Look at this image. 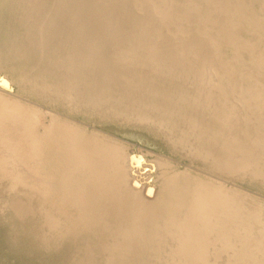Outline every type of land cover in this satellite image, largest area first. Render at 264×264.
<instances>
[{"label": "rangeland", "instance_id": "374dc122", "mask_svg": "<svg viewBox=\"0 0 264 264\" xmlns=\"http://www.w3.org/2000/svg\"><path fill=\"white\" fill-rule=\"evenodd\" d=\"M48 1L0 0V264H264V0Z\"/></svg>", "mask_w": 264, "mask_h": 264}, {"label": "bare ground", "instance_id": "6f19581e", "mask_svg": "<svg viewBox=\"0 0 264 264\" xmlns=\"http://www.w3.org/2000/svg\"><path fill=\"white\" fill-rule=\"evenodd\" d=\"M50 1H51V0H50ZM50 1H48V2L50 3ZM69 1H70V0H69ZM69 1L67 0V3H68ZM59 2H60V0H59ZM61 2H62V0H61ZM171 2H172V1H171ZM62 3H63V2H62ZM67 3H66V4H67ZM44 4H45V3H44ZM66 4H65V5H66ZM71 4H73V3L71 2ZM150 4H151V2H150ZM152 4H153V6H154V3H152ZM192 4H193V3H192ZM40 5H41V4H40ZM58 5H59V4H58ZM58 5H57V6H58ZM60 5H61V4H60ZM62 5H63V4H62ZM69 5H70V4H69ZM221 5H222V4H221ZM47 6H48V5H47ZM54 6H55V5H54ZM66 6H67V5H66ZM223 6H224V4H223ZM151 7H152V5H151ZM155 7H156V6H155ZM155 7H154V8H155ZM214 7H215V6H214ZM218 7H219V6H218ZM224 7H225V6H224ZM158 8H159V7H157V10H160V8H159V9H158ZM190 8H191V7H190ZM227 8H228V7H227ZM214 9H215V8H214ZM225 9H226V8H225ZM155 10H156V9H155ZM196 10H197V9H196ZM161 11H162V10H161ZM230 11H231V10H230ZM239 11H240V10H239ZM138 12H139V11H138ZM157 12H158V11H157ZM163 12H164V11H163ZM163 12H162V13H161V12H158V13L163 14ZM196 12H197V11H196ZM224 12H225V11H224ZM32 13H33V12H32ZM152 13H155V17L161 15V14H160V15L157 14V13L154 12V11H153ZM165 13H166V12H165ZM165 13H164V14H165ZM229 13H233V12H229ZM166 14H167V13H166ZM219 14H220V13H219ZM234 14H235V13H234ZM256 14H257V13H256ZM168 15H169V14H168ZM161 16L164 17V16H166V15H161ZM161 16H160V17H161ZM169 16H170V15H169ZM51 17H52V16H51ZM51 17H50V18H51ZM50 18H49V19H50ZM156 18H157V17H156ZM168 18H169V17H168ZM195 18H196V17H195ZM205 18H206V17H205ZM233 18H234V17H233ZM52 19H53V18H51L50 20H52ZM157 19L160 20V18H157ZM162 19H165V18H162ZM162 19H161V20H162ZM239 19H241V17H240ZM201 20H202V19H201ZM52 21H55V19H53ZM56 21H57V19H56ZM206 21H207V20H206ZM231 21H232V20H230V22H231ZM47 22H48V20H47ZM162 22H163V21H162ZM204 22H205V21H204ZM204 22H203V23H204ZM234 22H235V21H234ZM165 24H167V23H165ZM231 24H232V23H231ZM234 24H235V23H234ZM50 25H51V24H50ZM203 26H204V25H203ZM203 26H202V27H203ZM50 27H52V26H50ZM53 27H54V26H53ZM56 27H57V26H56ZM29 28H30V27L26 28L27 31H28ZM58 28H59V27H58ZM204 28H205V27H204ZM26 29H25V30H26ZM37 29H38V28H37ZM50 29L52 30V28H50ZM58 30H60V29H58ZM202 30H203V29H202ZM52 31H54V30H52ZM56 31H57V29H56ZM50 32H51V31H50ZM50 32H49V33H50ZM54 32H55V31H54ZM157 32H158V31H157ZM57 33H58V32H57ZM55 34H56V32H55ZM261 34H262V33H261ZM58 35H59V34H58ZM148 35H149V34H148ZM228 35H229V34H228ZM63 36H66V35H63ZM51 37H52V36H51ZM185 37H186V36H185ZM258 37H259V36H258ZM208 38H209V37H208ZM262 38H263V37H262ZM18 39H19V38H18ZM48 39H49V38H48ZM51 39H52V38H51ZM12 40H13V39H12ZM14 41H15V40H14ZM234 41H235V40H234ZM14 44H15V43H14ZM17 45H18V44H17ZM209 45H210V44H209ZM218 45H219V44H218ZM233 45H234V44H233ZM211 47H212V46H211ZM236 47H237V46H236ZM252 49H253V48H252ZM123 50H124V49H123ZM215 50H216V49H215ZM111 51H112V50H111ZM125 51H126V50H125ZM125 51H124V52H125ZM40 52H41V51H40ZM248 52H249V51H248ZM257 54H259V53H257ZM10 55H11V54H10ZM13 55H14V54H13ZM33 55H34V54H33ZM37 55H38V54H37ZM123 55H124V53H123ZM235 55H236V54H235ZM255 55H256V54H255ZM11 56H12V55H11ZM259 56H260V54H259ZM35 57H36V56H35ZM135 57H136V56H135ZM256 58H257V57H256ZM91 59H92V58H91ZM260 59H261V58H258V60H255V63H257L256 61H259ZM136 60H137V59H136ZM261 60H262V59H261ZM31 62H32V60H31ZM35 62H36V61H35ZM71 62H72V60H71ZM1 63H2V62H1ZM258 63H260V65H262V64H261V61L258 62ZM33 64H35V63H33ZM12 65H13V64H12ZM15 65H16V64H15ZM37 65H38V64H37ZM220 66H221V65H220ZM16 67H17V66H16ZM16 67H15V69H16ZM66 67H67V66H66ZM43 69H44V68H43ZM72 69H73V68H72ZM40 70L42 71V67H41ZM46 71H47V70H46ZM220 71H221V69H220ZM14 72H15V71H14ZM44 72H45V71H44ZM31 73H32V72H31ZM12 75H13V74H12ZM74 75H75V74H74ZM15 76H16V75H15ZM39 76H40V75H39ZM43 76H44V75H43ZM213 76H214V75H213ZM259 76H260V75H259ZM71 77H72V76H71ZM73 77H74V76H73ZM230 77H231V76H230ZM27 78H28V77H27ZM34 78H35V77H34ZM75 78H76V77H75ZM227 78H228V77H227ZM74 81H75V80H74ZM61 82H62V81H61ZM75 82H76V81H75ZM176 82H178V81H176ZM3 83H4V82H3ZM39 83H40V82H39ZM62 84H63V83H62ZM176 84H177V83H176ZM208 84H209V82H208ZM210 84H211V83H210ZM30 85H31V84H30ZM34 85H35V84H34ZM65 85H66V84H65ZM73 85H75V84H73ZM204 85H206V84H204ZM32 87H33V85H32ZM34 87H36V86H34ZM50 87H51V86H50ZM87 87H88V86H87ZM207 87H208V86H207ZM51 88H52V87H51ZM53 88H54V87H53ZM68 88H70L69 85H68ZM215 88H216V87H215ZM255 88H256V87H255ZM70 89H71V88H70ZM86 89H87V88H86ZM39 90H40V89H39ZM40 91H42V90H40ZM78 92H80V91H78ZM248 92H249V91H248ZM48 93H49V92H48ZM81 93H82V91H81ZM81 93H79V95H80ZM89 93H90V91H89ZM191 93H192V92H191ZM45 94H46V93H45ZM49 94L51 95V93H49ZM71 94H74V93L71 92ZM82 94H83V93H82ZM135 94H136V93H135ZM194 94H195V93H194ZM249 94H250V93H249ZM79 95H78V97H79ZM92 95H93V94H92ZM189 95H190V94H189ZM195 95H196V94H195ZM224 95H225V94H224ZM93 96H95V95H93ZM260 96H261V95H260ZM262 96H263V95H262ZM48 97H49V96H48ZM66 97H67V94L65 95V98H66ZM68 97H69V94H68ZM70 97H71V99H72V95H70ZM90 97L92 98L91 94H90ZM90 97H89V98H90ZM150 97H151V96H150ZM173 97H174V96H173ZM231 97H232V96H231ZM60 98H61V100H62V97H60ZM94 98H95V97H94ZM155 98H157V97H155ZM174 98L178 100V98H176V97H174ZM196 98H197V97H196ZM198 98H199V97H198ZM233 98H234V97H233ZM75 99H76V98H75ZM75 99H72V100H75ZM153 99H154V98H153ZM165 99H166V98H165ZM243 99H244V98H243ZM251 99H252V98H251ZM64 100H65V99H64ZM76 100H77V99H76ZM93 100H94V99H93ZM95 100H96V99H95ZM97 100H98V99H97ZM173 100H174V99H173ZM203 100H205V99H203ZM70 101H71V100H70ZM78 101H79V98H78ZM78 101H76V102L78 103ZM169 101H170V100H169ZM174 101H175V100H174ZM187 101H188V100H187ZM191 101H192V99L190 100V102H191ZM231 101H232V100H231ZM252 101H253V100H252ZM1 102H3V101H1ZM71 102H73V101H71ZM74 102H75V101H74ZM76 102H75V103H76ZM84 102H87V101H84ZM84 102H83V103H84ZM93 102H94V101H92V103H93ZM172 102H173V101H172ZM192 102H193V101H192ZM249 102H250V101H249ZM77 103H76V104H77ZM83 103H82V105H83ZM134 103H135V102H134ZM1 104H2V103H0V125H3L4 122H5L4 117H2V115H3L5 112L7 113V114H6V115H7L6 117H8V115L10 114L9 116L12 117L13 121L16 120V119L18 118V117L16 118V117L14 116V115H19V114L16 112V110H14V109H12V108H9V107H6V106L4 107V106L1 105ZM86 104H87V103H86ZM90 104H91V103H90ZM95 104H96V102H95ZM95 104L93 103V106H94ZM97 104H98V103H97ZM152 104H153V102H152ZM189 104H190V103H189ZM192 104H194V102H193ZM200 104H201V103H200ZM234 104H235V103H234ZM64 105H65V104H64ZM71 105H72V104H71ZM78 105H81V104L79 103ZM205 105H206V104H205ZM235 105H236V104H235ZM247 105H248V104H247ZM74 106H75V105H74ZM74 106H73V107H74ZM84 106L86 107L87 105H84ZM84 106H83V108H84ZM89 106H92V105H89ZM93 106H92V107H93ZM148 106H149V105H148ZM151 106H152V105H151ZM151 106H150V107H151ZM154 106H155V105H154ZM159 106H160V105H159ZM206 106H207V105H206ZM206 106H205V108H206ZM217 106H218V105H217ZM240 106H242V105H240ZM252 106H253V105H252ZM254 106H255V105H254ZM77 107L79 108V106H77ZM80 107H81V106H80ZM87 107H88V106H87ZM92 107H91V108H92ZM152 107H153V106H152ZM172 107H173V106H172ZM184 107H185V110L188 109L186 105H185V106L182 105V107L179 106L178 108H183V109H184ZM188 107H189V106H188ZM190 107H192V106H190ZM193 107H194V106H193ZM209 107H211V106L208 105V108H209ZM236 107H237V106H236ZM244 107H246V106L244 105ZM247 107H248V106H247ZM91 108H88V109H91ZM93 108H95V107H93ZM105 108H106V107H105ZM105 108H102V109H105ZM158 108H160V107H158ZM169 108H170V107H168V109H169ZM212 108H214V106H213ZM79 109H80V108H79ZM107 109H108V108H107ZM109 109H110V108H109ZM156 109H157V108H156ZM175 109L177 110V108H175ZM214 109H215V108H214ZM236 109H237V108H236ZM68 110H69V109H68ZM92 110H93V109H92ZM94 110H95V109H94ZM98 110H99V109H98ZM148 110H149V108H148ZM166 110H167V109H166ZM166 110H165V111H166ZM193 110H194V109H193ZM193 110L191 111L190 109H188V111H191V112H193ZM243 110H244V109H243ZM102 111H104V110H102ZM107 111H108V110H106V113H107ZM113 111H114V110H113ZM142 111H143V110H142ZM167 111H168V110H167ZM179 111H180V110H179ZM195 111H197V109H195ZM200 111H201V110H200ZM69 112H70V111H69ZM95 112H96V111H95ZM152 112H153V111H152ZM160 112H161V109H160ZM170 112H171V110H170ZM216 112L218 113L219 111H216ZM239 112H240V109H237V113H239ZM245 112H246V111H245ZM248 112H249V111H248ZM254 112H255V111H254ZM257 112H258V111H257ZM92 113H93V112H92ZM153 113H155V112H153ZM181 113H182V112H181ZM183 113H184V112H183ZM183 113H182V114H183ZM187 113H188V112H187ZM189 113H190V112H189ZM194 113H195V112H194ZM200 113H201V112H200ZM261 113H262V112H261ZM113 114H114V113H113ZM119 114H120V113H119ZM185 114H186V113H185ZM191 114H193V113H191ZM198 114H199V112H198ZM242 114H243V113H242ZM245 114H246V113H245ZM116 115H117V114H115V116H116ZM125 115H126V114H125ZM208 115L210 116L209 113H208ZM217 115H218V117L220 116L219 114H216V115H214V118H216ZM222 115H224V114H222ZM222 115H221V118H223ZM259 115H260V114H259ZM177 116H178V115H177ZM180 116H182V115H180ZM224 116H225V115H224ZM254 116H255V115H254ZM109 117H110V115H109ZM122 117H123V116H122ZM128 117H129V116H128ZM133 117H134V116H133ZM173 117H174V116H173ZM206 117H207V115H206ZM247 117H248V116H247ZM247 117H245V118L247 119ZM134 118H135V117H134ZM138 118H139V117H138ZM182 118H183V117H182ZM207 118H209V117H207ZM224 118H226V117H224ZM6 119H7V118H6ZM127 119H129V118H127ZM169 119H170V118H169ZM173 119H174V118H173ZM176 119H177V118H176ZM186 119H187V118H186ZM216 119H217V118H216ZM219 119H220V118H219ZM227 119H228V118H227ZM227 119L225 120L226 122H228ZM256 119H257V118H255V120H256ZM263 119H264V118H263ZM263 119H262V121H263ZM9 120H10V119H9ZM20 120H21V119H20ZM20 120H19V121H20ZM142 120H143V119H142ZM145 120H146V119H145ZM174 120H175V119H174ZM178 120H180V118H179ZM199 120H200V119H199ZM206 120H208V119H206ZM212 120H213V118H212V114H211V120L209 119V121H212ZM258 120H261V119H258ZM21 121H23V120H21ZM148 121H149V120H148ZM148 121H147V122H148ZM150 121H151V120H150ZM161 121H162V120H161ZM189 121H190V120H189ZM200 121H201V120H200ZM216 121H217V120H216ZM219 121H221V120H219ZM219 121H218V122H219ZM235 121H236V120H235ZM242 121H243V120H242ZM16 122H18V120H16ZM184 122L186 123L185 120H184ZM222 122H223V120H222ZM226 122H224V123H226ZM245 122H246V120H245ZM245 122H243V123H245ZM263 122H264V121H263ZM161 123H163V121H162ZM181 123H182V121H181ZM181 123H180V124H181ZM197 123H199V122H197ZM197 123H195V124H197ZM204 123H205V122H204ZM210 123H211V122H210ZM212 123H213V122H212ZM216 123H217V122H216ZM224 123H223V124H224ZM230 123H233V121H231ZM7 124H8V123H6L5 125H7ZM21 124H24V122H22ZM183 124H184V123H182L181 125H183ZM187 124H188V122H187ZM217 124H218V123H217ZM223 124H222V125H223ZM9 125H10V124H9ZM9 125H8V126H9ZM24 125H25V124H24ZM159 125H160V124H159ZM163 125L166 126L167 124H163ZM181 125H180V126H181ZM192 125H193V124H192ZM212 125H213V124H212ZM225 125H226V124H225ZM237 125H238V123H237ZM243 125H244V124H243ZM243 125H242V126H243ZM19 126H21V125H19ZM152 126H153V125H152ZM160 126H161V125H160ZM186 126H187V125H186ZM199 126H202V125H199ZM244 126H245V125H244ZM250 126H251V125H250ZM259 126H260V125H259ZM1 127H2V126H1ZM3 127H4V126H3ZM66 127H67V126H66ZM166 127H168V126H166ZM181 127H184V126H181ZM187 127H188V126H187ZM192 127H193V126H192ZM197 127H198V126H197ZM204 127H205V126H204ZM208 127H209V126H208ZM220 127H223V126H220ZM237 127H238V126H237ZM23 128H24V127H23ZM27 128H28V127H27ZM161 128H162V127H161ZM176 128H177L178 130L180 129V128H178V127H176ZM202 128H203V127H201V129H202ZM209 128H210V127H209ZM224 128H225V126L223 127V129H224ZM250 128H251V127H250ZM253 128H255V127L253 126ZM25 129H26V128H25ZM29 129H30V128H29ZM29 129H28V130H29ZM177 129H176V130H177ZM184 129L187 130L186 128H184ZM210 129H211V128H210ZM223 129H222V130L220 129L221 132L223 131ZM226 129H227V128H226ZM229 129H230V128H229ZM229 129H228L227 131H229ZM242 129H244V128H242ZM245 129H246V126H245ZM263 129H264V128H263ZM178 130H177V133H178V135H179L181 131H180V130L178 131ZM185 130H184V131H185ZM188 130H190L189 127H188ZM198 130H199V129H198ZM202 130H203V129H202ZM212 130H214V129H212ZM212 130H211V131H212ZM216 130H217V129H216ZM216 130H214V131H216ZM220 130H218V131H220ZM251 130H253V129H251ZM254 130H255V129H254ZM30 131H31V130H30ZM30 131H29V132H30ZM161 131H164V130L161 129ZM184 131H182V134H184V133H183ZM224 131L226 132V134H228V133L230 134V132H231L232 130H230V132H228V133H227V131H226L225 129H224ZM224 131H223V132H224ZM233 131H234V130H233ZM235 131H236V130H235ZM248 131H250V129H249ZM29 132H28V133H29ZM193 132H194V131H193ZM198 132H199V131H198ZM200 132H201V131H200ZM202 132H203V131H202ZM205 132H206V129H205ZM238 132H239V130H238ZM26 133H27V132H26ZM166 133H167V131H166ZM177 133H176V134H177ZM188 133H189V135H191V134H190L191 132H188ZM196 133H197V132H196ZM209 133H210V132H208V134H209ZM212 133H213V131H212ZM212 133H211V134H212ZM218 133H219V132H218ZM233 133L235 134V132H233ZM236 133H237V132H236ZM253 133H254V132H253ZM0 134H1V133H0ZM194 134H195V133H194ZM198 134H199V133H198ZM226 134L223 133V136L225 135V138L227 137ZM231 134H232V133H231ZM237 134H238V133H237ZM244 134H245V133H244ZM262 134H263V132H262ZM167 135H168V134H167ZM170 135H171V134H170ZM170 135H168V136H170ZM184 135H185V134H184ZM203 135H204V134H203ZM216 135H217V134H216ZM219 135H221V134H219ZM249 135H252V134H249ZM175 136H177V135H175ZM179 136H180V135H179ZM187 136H188V135H187ZM196 136H197V135H196ZM201 136H202V134H201ZM214 136H215V135H214ZM221 136H222V135H221ZM221 136H220V137H221ZM236 136H237V135H236ZM247 136H248V135H247ZM28 137H30V133L28 134ZM172 137H173V135H172ZM182 137H183V135H182ZM185 137H186V135H185ZM185 137H184V138H185ZM211 137H212V136H211ZM211 137H210V138H211ZM216 137H218V136H216ZM228 137H230V136L228 135ZM231 137H232V136H231ZM238 137H239V136H238ZM253 137H254V136H253ZM167 138H170V137H167ZM187 138H189V137H187ZM218 138H219V137H218ZM222 138H224V137H222ZM225 138H224V140H225ZM241 138H242V137H241ZM22 139H23V138H22ZM29 139H30V140H29L30 143H29L28 145L31 144V154H34L35 156H36V155L38 156V153L40 152V149H38V147H39L38 144H39L40 141H39V140H36L35 137H34L33 142L31 141V138H29ZM189 139H190V138H189ZM207 139H208V138H207ZM226 139H227V138H226ZM230 139H231V138H230ZM235 139H236V137H235ZM239 139H240V138H239ZM259 139H260V138H259ZM184 140H185V139H184ZM214 140H215V139H214ZM214 140H213V142L216 143ZM228 140H229V139H228ZM181 141H182V140H181ZM186 141H190V140L186 139ZM191 141H192V140H191ZM198 141H199V140H198ZM209 141H210V140H209ZM216 141H217V140H216ZM237 141H238V140H237ZM195 142H196V141H195ZM213 142H212V143H213ZM172 143H173V142H172ZM187 143H188V142H187ZM191 143H192L193 145L190 144V142H189L190 147L187 146L188 148H191V145H192L193 147H195L194 142L192 141ZM196 143H197V142H196ZM208 143H209V142H208ZM210 143H211V142H210ZM214 143H213V144H214ZM223 143L225 144V142H223ZM253 143H254V142H253ZM258 143H259V142H258ZM198 144H199V142H198ZM213 144H212V145H213ZM218 144H221V143L218 142V143L216 144V147L214 146L216 149H217ZM25 145H26V144H25ZM173 145L175 146V144H173ZM206 145H207V144H206ZM250 145H251V144H250ZM196 146H197V144H196ZM203 146H204V145H203ZM203 146H202V147H203ZM209 146H210V145H209ZM200 147H201V146H200ZM202 147H201V150H205V148L202 149ZM214 147H213V148H214ZM180 148H181V147H180ZM195 148H199V146H197V147H195ZM208 148H209V147H208ZM211 148H212V147H211ZM211 148H210L209 150H211ZM215 148H214V149H215ZM3 149H4V148H3ZM199 149H200V148H199ZM214 149H212V150H214ZM219 149H220V148H219ZM1 150H2V149L0 148V151H1ZM9 150H11V152H12V156H14V155L17 156L18 151H20V150H13L11 147H10ZM193 150H194V148H193ZM206 150H207V149H206ZM209 150H208V151H209ZM220 150H221V149H220ZM230 150H231V149H230ZM233 150H234V149H233ZM4 151H6V150L4 149ZM7 151H8V150H7ZM7 151H6V152H7ZM190 151H191V150H190ZM196 151H199V150L196 149ZM218 151H219V150H218ZM218 151H216V152H218ZM225 151H226V150H225ZM227 151H229V150H227ZM259 151H261V150H259ZM259 151H258V152H259ZM8 152H9V151H8ZM216 152H215V154H216ZM231 152H232V151H231ZM0 153H1V152H0ZM2 153H4V152H2ZM20 153H21V152H20ZM200 153H201V152H200ZM203 153H204V151H203ZM205 153H206V152H205ZM224 153H225V152H224ZM237 153H238V152H237ZM237 153L235 152L234 155H236ZM177 154H178V153H177ZM190 154H191V153H190ZM190 154H189V155H190ZM210 154H211V155H214L212 152H211ZM217 154H218V153H217ZM228 154H229V153H228ZM228 154H227V155H228ZM250 154H251V153H249V155H250ZM253 154H254V153H253ZM253 154H252V155H253ZM259 154H260V153H259ZM8 155H10V154L8 153ZM8 155H5V156H8ZM201 155H202V153H201ZM247 155H248V154H247ZM260 155H261V154H260ZM2 156H3V155H2ZM2 156H1V160H0V161H2V159L5 160V159H9V158H10V156H9V158H6V157L4 158V157H2ZM214 156H216V155H214ZM229 156H230V155H229ZM242 156H243V155H242ZM19 157H20V156H19ZM211 157H212V156H211ZM220 157H221V156H220ZM220 157H219V158H220ZM222 157H223V156H222ZM238 157H239V156H238ZM247 157H248V156H247ZM209 158H210V157H209ZM212 158H213V157H212ZM212 158H211V159H212ZM232 158L234 159V157H232ZM243 158H246V157H243ZM12 159H13V158H12ZM83 159H84V158H83ZM194 159H195V158H194ZM197 159H198V158H197ZM204 159H206V158H204ZM207 159H208V158H207ZM211 159H210V160H211ZM226 159H227V158H226ZM228 159H229V158H228ZM228 159H227V160H228ZM237 159H238V158H237ZM216 160H219V159H218V156H216ZM221 160H224V158H223V159L221 158L220 161H221ZM241 160H242V159H241ZM246 160H247V159H246ZM204 161H205V160H204ZM211 161H213V164H214V162H215L214 159H212ZM220 161H219V162H220ZM238 161H239V159H238ZM8 162H9V161H8ZM22 162H23V161H22ZM216 162H218V161H216ZM216 162H215V163H216ZM219 162H218V165H219ZM3 163H6V161L3 162ZM9 163H10V162H9ZM128 163H129V162H128ZM222 163L225 164L223 161L220 162V164H222ZM227 163H228V162H227ZM236 163H237V161H236ZM238 163H240V162H238ZM0 164H1V163H0ZM11 164H12V163H11ZM14 164L17 165V164H19V163H14ZM21 164H22V163H21ZM134 164H136V165H140L138 161L134 162V159H131V158H130V164H129V165H134ZM207 164H208V163H207ZM232 164H233V163H232ZM1 165H2V164H1ZM3 165H4V164H3ZM3 165H2V167H3ZM227 165H228V164H227ZM236 165H237V164H236ZM50 166H51V165H50ZM213 166H214V165H213ZM219 166H220V165H219ZM221 166L224 167L223 165H221ZM221 166H220V168H221ZM5 167H6V166H5ZM85 167H86V166H85ZM85 167H84V169H85ZM134 167H135V166H134ZM215 167H216V166H215ZM250 167H251V166H250ZM7 168L9 169V166L6 167V170L8 171ZM218 168H219V167L217 166V169H218ZM238 168H239V167H238ZM238 168H237V169H238ZM134 169H135V168H134ZM13 170H14V169H13ZM16 170H17V169H15V173H17ZM85 170H87V168H86ZM85 170H84V171H85ZM226 170H227V169H226ZM226 170H225V171H226ZM235 170H236V169H235ZM4 171H5V169H4ZM11 171H12V169H11ZM80 171H82V169H81ZM87 171H88V170H87ZM223 171H224V169H223ZM229 171H230V170H229ZM232 171H234V170H232ZM253 171H255V170H253ZM13 172H14V171H13ZM20 172H21V171H20ZM20 172H19V173H20ZM23 172H24L23 174H25V170H24ZM180 172H181V171H180ZM11 173H12V172H11ZM15 173H14V176H15ZM86 173H87V172H86ZM186 173H187V172H186ZM188 173H189V172H188ZM188 173L186 174L187 177H188ZM8 174H9V172H8ZM20 174H21V173H20ZM23 174H22V176H23ZM184 174H185V173H184ZM260 174H261V173H260ZM25 175H26V174H25ZM25 175H24V176H25ZM3 176H4V175H3ZM14 176H13V173H12V178H13ZM16 176H18V174H17ZM88 176H89V175H88ZM196 176H199V175H196ZM6 177H7V176H6ZM10 177H11V176H10ZM10 177H9V179H10ZM20 177H21V176H20ZM203 177H204V176H203ZM12 178H11V179H12ZM18 178H19V176H18ZM27 178H28V177H27ZM83 178H85V177L83 176ZM15 179H16V178H15ZM15 179L13 178L12 180H13V181H16ZM22 179H23V177H22ZM25 179H26V177H25ZM19 180H20V179H19ZM184 180H186V179H184ZM204 180H206V179H204ZM21 181H23V180H20V182H21ZM24 181H25V180H24ZM186 181H187V180H186ZM186 181H185V183H186ZM207 181H208V180H207ZM219 181H220V179H219ZM25 182H26V181H25ZM25 182H24V183H25ZM203 182H204V181H203ZM209 182H210V181H209ZM205 183H206V182H205ZM28 184H29V183H28ZM132 184L135 185V183H132ZM135 186H136V185H135ZM18 187H19V186H18ZM133 187H134V186H133ZM196 188H197V187H196ZM134 189H135V187H134ZM220 189H221V188H220ZM194 190H195V189H194ZM224 190H225V188H224ZM224 190H223V191H224ZM136 191H137V189H136ZM144 191H145V190H144ZM175 191H176V190H175ZM202 191H204V190H202ZM141 192H142V191H141ZM171 192H172V191H171ZM190 192H191V190H190ZM193 192H194V191H193ZM224 192H226V191H224ZM221 193H222V192H221ZM152 194L154 195L153 191H152L151 189H149V190L147 191V195H148V196H151ZM142 195H143V194H142ZM176 196H178V195H176ZM176 196H175V197H176ZM203 196H204V195H203ZM217 196H218V195H217ZM229 196H231V195H229ZM233 196L235 197V195H233ZM233 196H232V197H233ZM144 197H145V196H144ZM151 197H152V196H151ZM220 197H222V196H220ZM227 197H228V196H227ZM146 198H147V197H146ZM194 198H195V197H194ZM197 198H198V197H197ZM203 198L205 199V197H203ZM224 198H225V197H224ZM247 198H248V197H247ZM176 199H177V198H176ZM179 199L181 200V198H179ZM179 199H177V201H179ZM190 199H191V198H190ZM192 199H193V198H192ZM228 199H230V202H233V200H235V198H234L232 201H231V198H228ZM174 200H175V199H174ZM193 200H194V199H193ZM225 200L227 201V198H225ZM237 200H238V199L236 198V201H237ZM250 200H251V199H250ZM180 202H181V201H179V203H180ZM206 202H207V201H206ZM222 202H223V201H222ZM227 202H228V201H227ZM230 202H228V203H230ZM237 202H238V201H237ZM237 202L234 201L233 203H237ZM17 203H18V202H17ZM196 203H197V201H196ZM200 203L202 204V203H204V202L201 201ZM233 203H232V205H233ZM206 204H207V203H206ZM216 204H217V203L215 202L214 205H216ZM230 204H231V203H230ZM238 204H240V203H238ZM17 205H18V204H17ZM175 205H176V204H175ZM185 205H187V204H185ZM185 205H184V206H185ZM195 205H196V204H195ZM232 205H230V206H232ZM234 205H235V204H234ZM234 205H233V206H234ZM178 206H179V204H178ZM189 206H192V205H189ZM235 206L237 207V204H236ZM235 206H234V207H235ZM239 206H240V205H239ZM242 206H243V205H242ZM242 206L239 207V208L243 209ZM252 206H254V205H252ZM185 207H186V206H185ZM196 207H197V206H196ZM207 207H208V206H207ZM209 207H210V206H209ZM211 207H214V206H211ZM188 208H189V207H188ZM197 208H199V207H197ZM200 208H201V207H200ZM217 208H218V207H217ZM255 208H256V207H255ZM186 209H187V208H186ZM192 209L194 210V208H192ZM232 209H233V207H232ZM241 209H240V210H241ZM246 209H248V208H246V206H245V210H246ZM251 209H252V208H251ZM251 209H249V210H251ZM258 209H260V208H258ZM258 209H257V210H258ZM209 210H210V209H209ZM209 210H208V211H209ZM212 210H214V209H212ZM218 210H219V209H218ZM252 210H254V209H252ZM257 210H256L255 213H257ZM195 211H196V210H195ZM197 211H199V209H197ZM203 211H204V210H203ZM236 211H239V210L237 209ZM243 211H244V209H243ZM247 211H248V210H247ZM254 211H255V210H254ZM258 211H259V210H258ZM186 212H187V211H186ZM188 212H189V211H188ZM233 212H234V211H233ZM240 212H242V211H240ZM240 212H239V213H240ZM28 213H29V212H28ZM200 213H201V212H200ZM224 213H225V212H224ZM235 213L238 214V212H235ZM243 213H244V212H243ZM249 213H250V211H249ZM191 214H192V213H191ZM207 214H209V213H207ZM237 214H236V215H237ZM246 214H247V213H246ZM250 214H251V213H250ZM253 214H254V213H253ZM253 214H251V215H253ZM195 215H196V213H195ZM224 215H225V214H224ZM224 215L222 214V216H224ZM244 215H245V214H244ZM208 216H210V215H208ZM215 216H216V215H215ZM249 217H250V216H249ZM252 217H255V216H252ZM21 218H22V217H21ZM238 218H239V217H238ZM242 218H243V217H242ZM242 218H241V219H242ZM256 218H257V217H256ZM203 219H204V218H203ZM206 219H207V217H206ZM208 219H209V218H208ZM214 219H217V218L215 217ZM226 219H227V218H226ZM259 219H260V217H259ZM204 220H205V219H204ZM228 220H229V219H228ZM245 220H246V219H245ZM256 220H257V219H256ZM201 221H202V220H201ZM201 221H200V222H201ZM240 221H241V220H240ZM258 221H259V220H258ZM207 222H208V221H207ZM209 222H211V220H209ZM209 222H208V223H209ZM220 222H221V221H220ZM203 223H204V222H203ZM251 223H252V222H250V225H251ZM254 223H255V222H254ZM260 223H261V222H260ZM174 224H175V223H173L172 226H173ZM198 224H199V223H198ZM214 224H216V223H214ZM222 224H223V223H222ZM227 224H228V223H227ZM257 224H258V223H257ZM168 225H169V224H168ZM217 225H218V224H217ZM229 225H230V224H229ZM236 225H237V224H236ZM252 225H253V224H252ZM175 226H176V225H175ZM181 226H182V225H181ZM207 226H208V224H207ZM139 227H140V226H138V228H139ZM167 227H168V226H167ZM167 227H166V228H167ZM169 227H170V226H169ZM220 227H221V226H220ZM225 227H226V226H225ZM228 227H229V226H228ZM230 227H231V226H230ZM250 227H251V226H250ZM262 227H263V225H262ZM153 228H154V227H153ZM192 228H194V227H192ZM197 228H198V227H197ZM197 228L195 229V231L197 230ZM199 228H200V227H199ZM221 228H222V227H221ZM234 228H236V227L234 226ZM239 228H240V227H239ZM243 228H244V227H243ZM243 228H242V230H243ZM178 229H179V228H178ZM202 229H203V228H202ZM217 229H218V228H217ZM228 229H229V231H230V228H228ZM228 229H227V231H228ZM232 229H233V228H232ZM259 229H260V228H259ZM132 230H133V229H132ZM134 230H135V229H134ZM203 230L205 231V229H203ZM215 230H216V229H215ZM223 230H224V229H223ZM233 230H235V229H233ZM242 230H241V232H242ZM244 230H246V229H244ZM247 230H248V229H247ZM263 230H264V229H263ZM195 231H194V232H195ZM198 231H199V230H198ZM236 231H237V229H236ZM252 231H253V230H252ZM169 232H171V231H169ZM192 232H193V231H192ZM199 232H200V231H199ZM206 232H207V231H206ZM213 232H214V231H213ZM213 232H212V233H213ZM225 232H226V230H225ZM230 232H232V231H230ZM258 232H259V231H258ZM202 233H203V231H202ZM204 233H205V232H204ZM207 233H208V232H207ZM216 233H217V232H216ZM233 233H234V232H233ZM233 233H231V234H233ZM246 233H247V231H246ZM260 233L262 234V232H260ZM260 233H259V234H260ZM131 234H132V233H131ZM213 234H214V233H213ZM217 234H218V233H217ZM231 234H230V235H231ZM236 234H238V233L236 232ZM236 234H233V236H234V235L236 236ZM250 234H251V233H249V235H250ZM257 234H258V233H257ZM209 235H210V234H209ZM218 235H219V234H218ZM218 235H217V236H218ZM249 235H248V236H249ZM235 236H234V238H232V239L234 240L233 242H236V241H235ZM243 236H244V235H243ZM243 236H242V237H243ZM255 236H256V235H255ZM261 236H262V235H261ZM199 237H200V236H199ZM201 237H202V236H201ZM201 237H200V239H201ZM203 237H204V236H203ZM207 237H209V236H206V238H207ZM213 237H214V236H213ZM213 237L211 236V238H213ZM219 238H221V237L219 236ZM257 238H258V237H257ZM263 238H264V237H263ZM159 239H160V238H159ZM221 239L224 240V238H221ZM221 239H216V240H221ZM236 239H237V238H236ZM239 239H241V238H239ZM242 239H243V238H242ZM244 239H245V238H244ZM183 240H184V239H183ZM214 240H215V239H214ZM263 240H264V239H263ZM180 241H181V240H180ZM186 241H187V240H186ZM186 241H185V242H186ZM237 241L240 242V240H237ZM255 241H256V240H255ZM187 242H188V241H187ZM219 242H220V241H219ZM219 242H218V243H219ZM245 242H246V241H245ZM259 242H261V241H259ZM135 243H136V242H135ZM220 243L223 244L224 242H220ZM225 243H226V242H225ZM242 243H244V242H242ZM182 244H183V242H182ZM187 244H188V243H187ZM187 244H186V245H187ZM194 244H195V243H194ZM233 244H234L233 246H234V248H235V243H233ZM263 244H264V242H263ZM196 245H197V244H196ZM213 245H214V244H213ZM224 245H226V244H224ZM224 245L221 246V247L224 248ZM228 245H230V244H228ZM238 245H239V244H238ZM219 246H220V245H219ZM233 246H232V247H233ZM236 246H237V244H236ZM240 246H241V244H240ZM240 246H239V247H240ZM244 246H245V245H244ZM249 246H250V245H249ZM183 247H184V246H183ZM197 247H199V246H197ZM227 247H228V246H227ZM239 247H236V248H239ZM262 247H263V246H262ZM186 248H187V247H186ZM202 248H203V247H202ZM205 248H206V247H205ZM230 248H231V247H230ZM240 248H241V247H240ZM243 248H246V246L243 247ZM203 249H204V248H203ZM258 249L260 250L261 253L263 252V251H261L260 248H258ZM258 249H257V250H258ZM217 250H218V249H217ZM257 250H256V251H257ZM202 251H203V250H202ZM218 251H220V250H218ZM234 251H235V250H234ZM196 252H197V251H196ZM239 252H240V251H239ZM247 252H249V251H247ZM234 253H235V252H234ZM250 253H251V252H250ZM254 253H255V252H254ZM126 254H127V253H126ZM208 254H209V253H208ZM222 254H223V253H222ZM224 254H225V253H224ZM246 254H248V253H246ZM263 254H264V253H263ZM263 254H262V255H263ZM206 255H207V254H206ZM206 255H205V256H206ZM220 255H221V254H220ZM235 255H236V253H235ZM251 255H252V254H251ZM258 255H261V254L258 253ZM121 256H122V255H121ZM203 256H204V255H203ZM203 256H202V258H203ZM221 256H222V255H221ZM226 256H227V254H226ZM229 256H231V255H229ZM238 256H241V255H238ZM244 256H246V255H244ZM119 257H120V256H119ZM196 257H197V256H196ZM216 257H217V256H216ZM247 257H248V256H247ZM247 257H246V258H247ZM199 258H201V257H199ZM226 258H228V257H226ZM239 258H240V257H239ZM251 258H252V256H251ZM255 258H256V257H255ZM258 258H259V257L257 256V259H258ZM260 258H263V257H260ZM260 258H259V259H260ZM125 259H126V258H125ZM196 259H198V258H196ZM213 259H214V257H213ZM224 259H225V258H224ZM230 259H233V258L230 257ZM247 259H248V258H247ZM127 260H128V259H127ZM194 260H195V258H194ZM194 260H193V261H194ZM198 260H199V259H198ZM205 260H206V259H205ZM203 261H204V258H203ZM218 261H219V260H218ZM221 261H222V259H221ZM223 261H224V260H223ZM223 261L220 262V264L223 263ZM250 261H251V260H250ZM261 261H262V260H261ZM263 261H264V260H263ZM128 262H129V261H128ZM128 262H127V263H128ZM197 262H198V261L196 260V263H197ZM201 262H202V261H201V259H200V262H199V263H201ZM205 262H206V261H205ZM208 262H209V261H208ZM227 262H228V261H227ZM232 262H235V261H232ZM259 262H260V261L258 260V263H259ZM142 263H143V262H142ZM142 263L140 262V264H142ZM193 263H194V262H193ZM199 263H198V264H199ZM230 263H231V261H230ZM256 263H257V260H256ZM258 263H257V264H258ZM143 264H144V263H143ZM213 264H214V263H213ZM218 264H219V262H218ZM224 264H225V263H224ZM231 264H232V263H231ZM250 264H251V263H250ZM262 264H263V262H262Z\"/></svg>", "mask_w": 264, "mask_h": 264}]
</instances>
